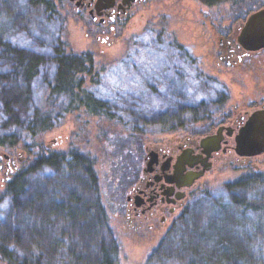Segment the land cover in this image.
Wrapping results in <instances>:
<instances>
[{
  "label": "trees",
  "instance_id": "16d2710c",
  "mask_svg": "<svg viewBox=\"0 0 264 264\" xmlns=\"http://www.w3.org/2000/svg\"><path fill=\"white\" fill-rule=\"evenodd\" d=\"M198 1L229 5L238 20L264 7V0ZM61 16L52 0H0V147H22L37 156L10 177L0 193V257L7 264H117L113 239L106 236L102 242L94 235L107 229L108 222L95 159L74 148L61 153L45 149L42 137L61 125L72 108L133 127L134 147L129 151L137 154L147 134L138 130L143 119L121 115L122 102L103 97L94 78L85 86L81 75L93 73V56L68 51ZM106 134L105 144L120 145ZM225 191L227 195L215 200L200 192L166 236L158 264H264V174L245 176L226 185ZM206 202L210 214L203 208ZM80 220L97 224H83L87 241H98L97 256L88 261L83 260V250L65 253L59 239L45 245L31 239L49 232L43 222L51 223L53 231L66 222L79 230L74 227ZM36 249L46 250L45 256L38 252L42 260Z\"/></svg>",
  "mask_w": 264,
  "mask_h": 264
},
{
  "label": "rangeland",
  "instance_id": "374dc122",
  "mask_svg": "<svg viewBox=\"0 0 264 264\" xmlns=\"http://www.w3.org/2000/svg\"><path fill=\"white\" fill-rule=\"evenodd\" d=\"M175 2L172 9L142 13L144 17L137 19L133 26L120 32L124 40L107 47L96 39L88 38L81 23L74 16H69L61 5L56 6L58 10L61 9L63 23L60 32L68 51L78 54L88 52L93 56V73L81 75L85 86L94 78L103 97L122 102L118 106L121 115L126 118L143 119L138 127V130L147 134L145 145L141 149L143 154L159 141L169 137L170 133L164 130L169 124L176 125L171 118L179 119L178 116L182 115L180 121L185 119L184 127L203 131L208 127L205 117L218 111L221 106H218L219 104H225L227 109L237 106L243 111L247 103L250 104L247 100L253 99L251 104L255 105V99H258L261 104L260 96L264 95V49L259 53L243 56L241 65L238 63V53L216 52L218 48L221 52L223 50L221 41L228 45V38L237 40L240 29L249 15L243 20H238V16L234 17L230 13L229 5L208 6L198 0ZM102 47L106 48L104 52ZM221 56H225V60L234 65L228 66L223 63L219 66ZM221 99L223 103L219 102ZM191 110H195L196 113L192 114ZM167 111L172 112L169 114H174L173 117L166 115ZM158 118L163 121L157 122ZM116 125L113 120H107L104 116H93L83 108H72L61 125L42 137L43 148L57 153L74 148L95 159V170L102 187L101 202L108 213V222L107 229L103 228L98 234L94 232V235L96 237L99 235L100 239L97 240L102 242L106 236L115 238L117 264H158V251L154 250L161 241L160 236L155 237L147 231L129 235L124 227V218L119 207L124 196L118 191V186L122 184V190L128 185L119 179L118 186L114 187V182L123 175L119 163H124L127 169V166L130 168L138 164V160L129 154L131 147H134L132 144L135 137L130 134L133 127ZM105 131L108 133L107 139L119 140L120 145L111 147L105 144L108 143L103 142L106 139ZM6 155L16 160V168L11 177L21 169L27 168L37 157L29 155L22 147L11 149L0 147V164L4 169ZM116 161L117 167L114 164ZM223 161L224 164H217L198 183L186 205V210L190 211L193 200L200 192H206L209 198L215 200L228 194L225 191L226 185L254 173L264 174L263 153L241 160H237L236 157H224ZM4 169L0 171V193L4 191L7 183ZM204 199L200 202L204 203ZM204 207L210 214L209 202H206ZM88 223L97 226L94 221L80 220L74 227L79 230L73 229L74 225L66 222L64 226L62 224L56 226L53 231L51 223L43 222L42 226L50 228L49 232L44 233L47 235L33 234L31 239L42 240L40 242L44 243L43 245L47 240L54 242V239H59L66 246L63 249L65 253L66 249L83 250V260L88 261L95 258L98 252L96 238L87 241L83 235V224ZM166 243L167 239L163 246ZM40 251L41 249H36L35 254L42 260L38 254ZM159 251H163V247ZM40 253L45 256L46 250ZM69 262L77 264L75 261Z\"/></svg>",
  "mask_w": 264,
  "mask_h": 264
},
{
  "label": "flooded vegetation",
  "instance_id": "af4514ba",
  "mask_svg": "<svg viewBox=\"0 0 264 264\" xmlns=\"http://www.w3.org/2000/svg\"><path fill=\"white\" fill-rule=\"evenodd\" d=\"M53 3L55 6L61 5L65 8L69 16H74L86 30L88 38L96 39L107 47L124 40L120 32L133 26L137 19L144 17L142 13L164 11L173 7L176 2L175 0H54ZM227 43L228 45L221 41L223 50L221 52L218 48L217 54L238 53L240 65L243 64V56L261 52V50L247 51L234 39L228 38ZM103 47L102 52L106 50ZM219 58V66L223 63L228 66L234 65L225 60V56ZM221 98L224 99L223 96ZM222 99L219 100L220 103H223ZM260 99L262 103L255 99V105L251 104L253 99L247 100L250 104L247 103L243 111L237 106L227 109L225 104H219L220 110L205 117L210 121L206 119L208 127L203 131L184 127L183 121H180L182 115H179V121L175 126L171 124L168 128H164L165 132L170 133L167 139L159 141L144 154L129 151V154L138 160V164L129 166L130 168L127 166L126 169L124 163H119L123 175L114 182V187L118 186L119 179L128 185L122 190V184L118 186V191L124 196L119 207L127 234L135 235L147 231L155 237L160 236L161 241L158 242L154 252L163 247L175 221L186 212V205L198 183L217 164H224V157H236L237 160L246 158L235 151L236 136L254 111L264 109V95L260 96ZM256 105L258 107H254ZM169 113L172 112H165L166 115ZM169 115L173 117L174 114ZM4 159L6 168L4 169L0 164V171L4 169L7 182L16 168V160L11 156L9 158L5 156ZM207 167L210 169L205 170ZM198 174L201 176L197 178ZM188 182H192L191 185H188ZM112 242L116 247L115 238ZM0 264L5 263L0 261Z\"/></svg>",
  "mask_w": 264,
  "mask_h": 264
},
{
  "label": "water",
  "instance_id": "95a60500",
  "mask_svg": "<svg viewBox=\"0 0 264 264\" xmlns=\"http://www.w3.org/2000/svg\"><path fill=\"white\" fill-rule=\"evenodd\" d=\"M247 51L264 49V7L246 18L237 37ZM235 151L240 156L252 157L264 153V109L254 111L236 136ZM9 158V155H6ZM207 167L205 170H209ZM201 175L198 174L197 178ZM192 182H188L191 185Z\"/></svg>",
  "mask_w": 264,
  "mask_h": 264
}]
</instances>
